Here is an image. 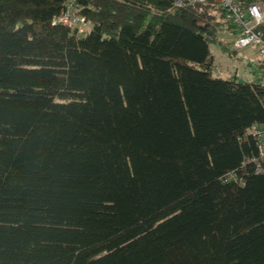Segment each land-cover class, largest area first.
Here are the masks:
<instances>
[{
    "label": "trees",
    "instance_id": "obj_1",
    "mask_svg": "<svg viewBox=\"0 0 264 264\" xmlns=\"http://www.w3.org/2000/svg\"><path fill=\"white\" fill-rule=\"evenodd\" d=\"M76 1L72 27L69 0H0V264H264V83L210 49L237 28L214 2Z\"/></svg>",
    "mask_w": 264,
    "mask_h": 264
},
{
    "label": "built area",
    "instance_id": "obj_2",
    "mask_svg": "<svg viewBox=\"0 0 264 264\" xmlns=\"http://www.w3.org/2000/svg\"><path fill=\"white\" fill-rule=\"evenodd\" d=\"M179 5H187L193 2H214L224 11L225 17L237 28L235 40L236 48H244L250 45L259 46L264 55V7L257 2L246 3L244 0H174ZM76 0H69L57 22L64 25L75 26L84 22L79 16ZM256 142L257 153L249 159L256 166L257 172L264 171V124L254 125L250 131Z\"/></svg>",
    "mask_w": 264,
    "mask_h": 264
},
{
    "label": "rangeland",
    "instance_id": "obj_3",
    "mask_svg": "<svg viewBox=\"0 0 264 264\" xmlns=\"http://www.w3.org/2000/svg\"><path fill=\"white\" fill-rule=\"evenodd\" d=\"M91 22L81 25V28L90 29ZM234 35L220 34L210 43L214 57V75L226 79H236L243 82L261 81L264 83V55L259 46L250 45L244 48H234L232 42ZM224 40L227 50L223 49L220 41Z\"/></svg>",
    "mask_w": 264,
    "mask_h": 264
}]
</instances>
